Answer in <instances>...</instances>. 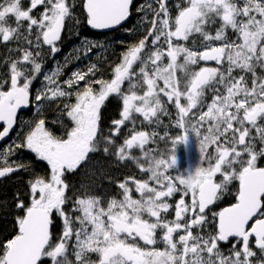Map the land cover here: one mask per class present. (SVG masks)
<instances>
[{
    "label": "snow or ice",
    "instance_id": "1",
    "mask_svg": "<svg viewBox=\"0 0 264 264\" xmlns=\"http://www.w3.org/2000/svg\"><path fill=\"white\" fill-rule=\"evenodd\" d=\"M134 4L0 3V43L15 44L19 53L0 77V141L30 104L44 46L60 50L77 6L88 26L108 30L130 20ZM172 8L169 0L135 7L143 35L109 78L97 77L95 65L62 82L60 68L44 76L33 126L19 143L0 147V178L32 171L11 159L16 149L48 168L28 179L27 201L17 195L16 232L0 241V264H264V0H180ZM97 47L104 45H87ZM113 97L121 111L106 132L103 109ZM42 102L57 103L52 123L62 134L49 126ZM169 105L176 110L174 137L141 127L171 117ZM193 136L198 161L181 169L178 150ZM160 140L165 152L149 147ZM95 154L131 162L144 178L116 181L118 196L107 200L92 185L70 184L68 175L87 168ZM99 171V179L112 182ZM233 188V202L217 211ZM57 217L62 227L54 235Z\"/></svg>",
    "mask_w": 264,
    "mask_h": 264
},
{
    "label": "trees",
    "instance_id": "2",
    "mask_svg": "<svg viewBox=\"0 0 264 264\" xmlns=\"http://www.w3.org/2000/svg\"><path fill=\"white\" fill-rule=\"evenodd\" d=\"M77 5L79 4V0H75ZM146 0H136V4H134L133 16L130 20L119 30L109 34V36L96 34L89 31L86 27V22L83 19V14L79 7L75 9V16L72 20L66 22V26L70 21L73 20H82V27L78 31L77 37L75 41H79L80 39H89L92 41L103 40L105 37H111L113 35L124 33L123 36H117L115 39H112L108 48L103 52V54L97 51L91 52L89 55L83 58H79L77 61H73L72 58L74 56L73 53H70L73 47L74 42L70 41L66 36V28L62 34V39L59 42L60 50L52 54L51 57H48L47 63L42 65V68L48 67L52 68V64L58 60L62 61L66 59V64L69 67H66L62 72V75L59 80L62 82L68 79L71 72H87L90 67L95 65L98 69L96 72L97 77L109 78L111 75V67L115 65L122 54V52L130 45L135 44L143 35L144 26L143 24L138 27H134L136 21L138 20V15L135 12V7L138 4H145ZM180 3V0H169L170 6H173L172 10L174 11V5ZM215 28V26H213ZM229 36H231V32H229ZM43 52V51H42ZM45 54V53H44ZM45 57L44 55H42ZM47 57V52H46ZM45 57V58H46ZM70 70H69V69ZM65 75V76H64ZM40 86L39 80L37 82H33L32 92L35 95L38 93V88ZM212 94L206 93L205 103L210 102ZM74 99V98H73ZM110 104L103 109V120L106 122V125L111 123L112 120L117 119L119 113L121 111V103L118 98H110ZM34 103V102H33ZM37 105V104H36ZM36 105H32L30 109L24 112L22 115V120L18 124L16 129L17 137L15 139L16 143H19L22 139V136L33 126V122L37 119L38 111H35ZM171 106H168V111L172 114L171 117L175 116V110L172 112ZM40 111L43 112V115L47 117L49 126L53 128L54 131H57L58 134H62V129L60 125L53 124L52 121L59 115L58 105L53 102L49 106V103L46 102L41 108ZM165 117V116H164ZM169 117V116H167ZM108 128H105L107 132ZM16 155L13 156L12 160H17L19 163H23L27 165L32 171H23L22 174L13 175L0 181V241L10 238L16 232V214L18 209L15 207L16 198L19 194L20 199H24L27 201V196L25 195L27 188V181L31 177L32 173L35 172L37 175H45L48 172V168L46 162L37 161L34 158V154L30 153L27 149H16ZM91 162L89 163L87 168H83L82 170H78L77 174H72L71 177H67V180L70 184L75 185L77 188L80 185H92V190L106 198L110 194V188H112L113 182H109V180L99 179L100 169H104L105 175L111 178L116 179L120 173L123 171L117 162L113 159H103L105 158L102 154H95L93 156ZM125 169L123 172H125ZM233 193L229 192L228 195H225L219 202H221V207H227L231 202H233ZM71 194V193H70ZM62 227V222L60 218H55L53 225V233L54 235H59Z\"/></svg>",
    "mask_w": 264,
    "mask_h": 264
},
{
    "label": "flooded vegetation",
    "instance_id": "3",
    "mask_svg": "<svg viewBox=\"0 0 264 264\" xmlns=\"http://www.w3.org/2000/svg\"><path fill=\"white\" fill-rule=\"evenodd\" d=\"M3 2H4V0H0V3H3ZM25 2H26V0H25ZM46 52H47V47L44 46L42 55H44L45 57H46ZM18 55H19V53L16 51V45L15 44H13V43H8V44L0 43V77H3L6 74V72L8 71V69H7L8 61L10 59L16 58ZM42 55L39 59L43 65L45 62V57H43ZM42 70H44V68H42ZM41 75H38L36 80H34L33 82H37L39 80L40 84L43 83ZM31 92H32V90H31ZM33 102H34V95L32 92V99L30 100V104H29L26 111H28L30 109V107L32 105H34ZM182 103H183V101H182ZM109 104H110V101L107 102L106 106H108ZM169 106H171V105H169ZM170 110L172 112H174L175 109H174V107H172V109H170ZM23 113L24 112H19V114L17 116V123L14 126L13 131L10 133V136L8 138H5V140L2 143H0V147L6 148L8 145H11V144H13V142H15V139L17 137L16 129L18 127V124L22 120L21 118L23 116L22 115ZM118 118H119V116H118ZM166 118H167L166 120H168L169 123L165 125V127L163 128V132H162V130H160V127H159L161 124L160 125L154 124L151 126H148L147 124H145L141 127L145 128L146 130H151L152 128H155V130L158 133H160V135H163L165 132H167L169 134V137H174L178 132V130L173 126L174 122H175V116L174 117H166ZM102 122H103L104 128H106V127L110 128L112 126L111 123L106 125V122H104V120ZM0 130H2V128H0ZM123 134H126V133H124L122 131V135ZM165 145H166V141L160 140V141H158V143L152 144L149 147L156 149L158 152H165ZM259 146L260 145L257 144V147H259ZM133 151L136 152V150H133ZM209 151H212V149H209ZM199 155H200L199 154V146L196 142L195 137L193 136L192 140L189 141L187 148H185L184 146H181L179 148V150H178V166L181 169L194 166L198 161ZM92 159H95V158H92ZM103 159H112V158L105 157ZM119 167L121 169H123V171L125 169H127V170L125 172L122 171L116 179L112 178V182H113L114 186L112 188H110V194L108 196H106V198H104L105 200H107L108 198H110L111 196H114V195L118 196V189L115 186L116 181L122 180L126 176H136L137 178H144V174L140 173L139 170L136 168V166L131 162H129L126 166L120 165ZM22 173H23V171H20V172L13 174V175L22 174ZM71 175L72 174L68 175V177H71ZM217 179L219 180L220 177H217ZM228 194L229 193H226L225 195H228ZM134 195L137 196V198H138V194L134 193ZM221 204H222L221 202H219V201L217 202V205L215 206L217 211L220 210Z\"/></svg>",
    "mask_w": 264,
    "mask_h": 264
},
{
    "label": "rangeland",
    "instance_id": "4",
    "mask_svg": "<svg viewBox=\"0 0 264 264\" xmlns=\"http://www.w3.org/2000/svg\"><path fill=\"white\" fill-rule=\"evenodd\" d=\"M241 2H242V0H241ZM148 3H152L153 5H155L156 4V0H146V3H145V5L146 4H148ZM76 20H73V21H70L68 24H67V26H66V36L68 37V39L70 40V41H72V42H74L75 41V38L77 37V34H78V31L80 30V28L82 27V20H79L80 21V23H76L75 22ZM142 25V23H141V21H140V19L138 18V20L136 21V23H135V25H134V27H138V26H141ZM111 34V33H110ZM107 36H109V34H106ZM105 35V36H106ZM124 35V33H119V34H116V35H113V36H111V37H105L103 40H99V41H92V40H89V39H80L79 41H76V42H74V44H73V47L74 48H72V50H71V52L70 53H73L74 54V56H73V58H72V60L73 61H77L79 58H83V57H86L87 55H89L91 52H93V51H97V52H101L102 54H103V52L108 48V45L110 44V42H111V40L112 39H115V37H117V36H123ZM89 43H92V44H99V45H104V47H97V48H93L91 51H89L88 50V48H87V45L89 44ZM48 57H51L50 56V52H48L47 51V57L45 58V62L44 63H47V61H48ZM66 64V59H63L62 61H58V60H56L53 64H52V68L51 69H49L48 67H46V64H45V67H44V70H42V75H41V77H42V82L43 83H41L40 84V86H39V88L37 89L38 90V92H40V91H43L44 90V88H45V85H46V81H45V79H44V76L45 75H52V73L57 69V68H60V69H62V72L64 71V69L66 68V67H69L70 68V66L69 65H65ZM73 66H75V65H72V67ZM209 66H215L214 64H210ZM71 67V68H72ZM68 68V69H69ZM70 68V69H71ZM69 69V70H70ZM72 74H73V71L71 72ZM72 74H70L69 75V77L68 78H70L71 76H72ZM62 75V74H61ZM65 76V75H64ZM59 78H62V77H59ZM46 102H42V104H41V107L45 104ZM37 104V102L35 101V99H34V106ZM40 107V108H41ZM35 109V111L37 112L38 110H37V105H36V107L34 108ZM167 116H162V123H161V125L159 126L160 127V130H162V132H163V128L165 127V125L166 124H168L169 122H168V120H166L167 118H166ZM77 174V173H76ZM13 176V175H12ZM3 181V180H2Z\"/></svg>",
    "mask_w": 264,
    "mask_h": 264
},
{
    "label": "water",
    "instance_id": "5",
    "mask_svg": "<svg viewBox=\"0 0 264 264\" xmlns=\"http://www.w3.org/2000/svg\"><path fill=\"white\" fill-rule=\"evenodd\" d=\"M127 22H128V21H127ZM127 22H125V24H126ZM125 24H124V25H125ZM124 25H123V26H124ZM123 26H118L116 29L96 30V29H92L90 26H88V25L86 24L87 29H88L89 31L93 32V33H96V34H110V33L115 32L116 30L121 29V27H123ZM46 47H47V46H46ZM210 64H214V63L209 62V65H210ZM214 65H215V64H214ZM215 66H216V65H215ZM27 108H28V107L20 109V110L18 111V113H17V116H18L19 112H25V111L27 110ZM2 142H3V141H0V143H2ZM13 174H15V173H13ZM13 174H11L10 176H12ZM10 176L0 178V181H2V180L5 179V178H8V177H10Z\"/></svg>",
    "mask_w": 264,
    "mask_h": 264
}]
</instances>
